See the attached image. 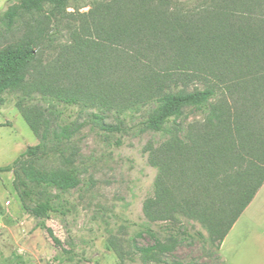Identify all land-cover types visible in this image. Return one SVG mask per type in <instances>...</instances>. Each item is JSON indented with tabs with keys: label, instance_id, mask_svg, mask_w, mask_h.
Wrapping results in <instances>:
<instances>
[{
	"label": "trees",
	"instance_id": "16d2710c",
	"mask_svg": "<svg viewBox=\"0 0 264 264\" xmlns=\"http://www.w3.org/2000/svg\"><path fill=\"white\" fill-rule=\"evenodd\" d=\"M150 1L111 0L90 10L92 27L105 42L102 61L106 64L88 69L90 64L84 70L70 53L57 69L63 81H53L47 69H37L43 47L54 40L57 26L47 29L40 22L45 27L38 24L0 49V104L6 93L18 92L15 105L40 135L37 144L0 166V172H12L22 207L58 244L46 221L70 210L66 195L81 184L72 138L84 122L75 124L71 114L64 117L65 108L71 106L86 112L84 121L97 122L108 132L123 130L125 120L147 106L138 122L140 132L166 135L182 149L195 150L186 157L188 177L180 174L177 182L169 183L159 178L154 201L184 203L187 207L177 215L202 224L211 221L210 229L219 242L264 182V0H222L220 15L200 18L155 15ZM68 2L12 0L0 14V24L9 30L21 14L40 13L47 4L54 14ZM181 69L193 77L204 75L201 87L179 89L175 81ZM107 73L113 77L106 78ZM221 76L222 87L217 80ZM221 88L234 95L232 107L222 108L215 102ZM33 92L48 103L50 116L28 107ZM187 110L208 114L210 128L193 134V124L182 122ZM109 111L114 124L105 121ZM187 140L190 143L184 145ZM201 201L205 205L196 207ZM153 249L154 245L143 251ZM75 256L71 248H62L53 258L61 264Z\"/></svg>",
	"mask_w": 264,
	"mask_h": 264
},
{
	"label": "rangeland",
	"instance_id": "374dc122",
	"mask_svg": "<svg viewBox=\"0 0 264 264\" xmlns=\"http://www.w3.org/2000/svg\"><path fill=\"white\" fill-rule=\"evenodd\" d=\"M11 1L0 0V14ZM110 1L69 0L64 9L54 14L49 4L40 13L21 14L9 30L0 24V49L43 22L47 29L57 26V33L54 40L43 47L38 70L47 69L51 80L63 81L64 76L58 74L57 69L64 66L70 53L84 70L90 64L88 69L101 68L106 64L102 61L105 42L92 27L90 14L99 3ZM150 3L155 15L164 14L169 18H200L205 14L222 13V0H151ZM87 25L90 29H86ZM184 71L176 73L181 72L175 81L179 89L201 87L204 75L193 77ZM105 76L113 77L109 73ZM217 80L222 87V76ZM17 93H6L4 103L0 104V166L10 164L27 146L40 141L39 133L30 127L15 105ZM31 94L34 96L27 103L28 107L35 111L39 108L49 115L48 103L39 93ZM233 97L221 88L217 90L215 102L222 108L232 107ZM147 108L142 107L135 116L128 117L124 129L114 132L102 130L97 122L84 121L88 115L80 112L78 106L65 108L64 117L71 114L70 120L75 124L84 123L72 138L75 164L81 169V184L66 195L70 210L65 215H52L46 221L60 244L48 230L38 227L37 220L22 207L13 187L12 172H0V264L10 261L17 264L16 260L20 264H59L53 257L60 254L62 248H71L76 256L73 261L61 264H222L218 255L220 242L212 234L211 221L202 224L186 215L178 216L179 210L187 207L184 203L167 205L154 201L159 178L169 183L177 182L180 174L188 177L186 157L188 153L192 157L195 150L182 149L166 135L149 130L140 132L138 122ZM107 114L105 121L114 124L113 111ZM207 116L187 110L182 122L193 124V134L198 135L210 128ZM42 127L43 124L39 128ZM193 141L190 146L194 145ZM186 143H190L189 140L184 145ZM176 191L186 193L184 189ZM204 205L201 201L196 207ZM171 235L175 238L171 239ZM153 245L155 249L143 251Z\"/></svg>",
	"mask_w": 264,
	"mask_h": 264
},
{
	"label": "crops",
	"instance_id": "0c3cea01",
	"mask_svg": "<svg viewBox=\"0 0 264 264\" xmlns=\"http://www.w3.org/2000/svg\"><path fill=\"white\" fill-rule=\"evenodd\" d=\"M218 255L222 264H264V182L220 242Z\"/></svg>",
	"mask_w": 264,
	"mask_h": 264
}]
</instances>
